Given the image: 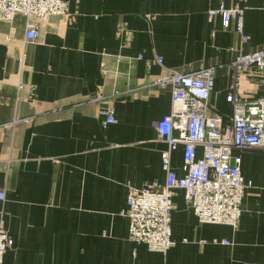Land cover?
<instances>
[{
    "label": "crops",
    "instance_id": "obj_1",
    "mask_svg": "<svg viewBox=\"0 0 264 264\" xmlns=\"http://www.w3.org/2000/svg\"><path fill=\"white\" fill-rule=\"evenodd\" d=\"M65 1L74 23L51 16L36 43H26L23 16L0 21V124L38 114L12 143L0 136V210L12 241L2 264H264V149L233 152L251 183L235 227L199 223L175 190L174 245L160 253L128 239L125 215L129 189L165 180L154 123L170 110L171 87L153 82L215 68L210 102L229 122L230 64L264 48V0ZM220 3L244 8L247 41L233 23L208 19ZM81 97L93 99L73 104ZM106 108L114 122L104 127ZM182 151L171 152L177 176Z\"/></svg>",
    "mask_w": 264,
    "mask_h": 264
},
{
    "label": "built area",
    "instance_id": "obj_2",
    "mask_svg": "<svg viewBox=\"0 0 264 264\" xmlns=\"http://www.w3.org/2000/svg\"><path fill=\"white\" fill-rule=\"evenodd\" d=\"M243 10L239 4L225 7L220 3L208 11L207 17L219 16L223 29L233 23L234 32L245 42L248 35L243 29ZM66 11L67 5L61 0H0V21L11 22L16 15L23 16L27 41L36 39L37 15L62 16ZM157 61L161 62L160 58ZM230 66L232 84L226 95L232 109L229 122H224L210 102L215 68L168 73L153 82L159 88L171 87L170 110L154 123L156 138L166 144L160 153L165 180L162 184L153 181L139 189H129L125 215L130 241L160 253L174 245L170 220L175 190L182 191L184 202L199 223L236 226L244 190L251 183L244 180L240 156L233 152L264 149V48L238 53ZM100 114L104 127L114 122L111 108ZM7 125L0 124V136ZM179 145L183 147L181 176L171 167V152ZM197 148L201 149L199 155ZM11 245L0 210V264Z\"/></svg>",
    "mask_w": 264,
    "mask_h": 264
},
{
    "label": "water",
    "instance_id": "obj_3",
    "mask_svg": "<svg viewBox=\"0 0 264 264\" xmlns=\"http://www.w3.org/2000/svg\"><path fill=\"white\" fill-rule=\"evenodd\" d=\"M61 1L65 2L67 5V11H66L65 15L60 16L61 20L63 21V23L65 25H71L72 23H74V21L76 19V13L72 12L69 9L68 3L65 0H61ZM51 16H55V15H48V14L40 15L39 14L35 17L34 23H35V29L37 32L36 39L34 41H27L26 40V43H36V41L38 40V35H39V31H40L41 27L48 24V20ZM17 59H18V65L20 67H22V69H23L25 67V65H24L25 55L23 53H20L18 55ZM100 73L103 76V73H104L103 65L101 66ZM22 87H23V84L18 85L17 90L20 91ZM100 94H101V85L98 87V91H97L95 96H99ZM91 99H93V97H81L76 102H74V103L70 102V103L77 104L79 102H84V101H88ZM66 102H68V101H66ZM37 116H38V114H29V115H22V116L13 115L10 119L5 121V123H7L8 125L5 128V130L2 134V137H7L10 141L9 143H12L14 134L17 131L18 127L31 125L35 121Z\"/></svg>",
    "mask_w": 264,
    "mask_h": 264
}]
</instances>
